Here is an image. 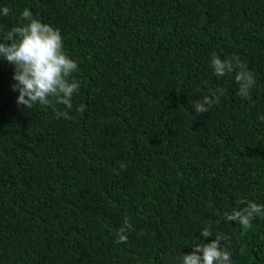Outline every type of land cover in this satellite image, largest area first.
<instances>
[{
  "label": "trees",
  "instance_id": "1",
  "mask_svg": "<svg viewBox=\"0 0 264 264\" xmlns=\"http://www.w3.org/2000/svg\"><path fill=\"white\" fill-rule=\"evenodd\" d=\"M4 7L0 42L28 9L59 29L81 87L71 119L54 99L24 108L0 60V264H181L214 239L201 237L208 225L230 237L233 264H264V213L247 231L223 219L241 198L264 204V0ZM213 52L254 72L250 98L234 74L214 75ZM217 87L220 103L196 114ZM125 216L135 230L117 244Z\"/></svg>",
  "mask_w": 264,
  "mask_h": 264
},
{
  "label": "clouds",
  "instance_id": "2",
  "mask_svg": "<svg viewBox=\"0 0 264 264\" xmlns=\"http://www.w3.org/2000/svg\"><path fill=\"white\" fill-rule=\"evenodd\" d=\"M9 13L7 7L0 9V15L7 16ZM22 18L28 23L12 27L0 42V60L14 67L12 78L16 83L12 85V90L19 93L16 103L24 108H32L37 104L48 107L54 99L56 104L65 106L64 111H56L57 118L71 119L69 112L73 109V97L81 87L80 82L73 78V74L79 71V61L65 51L59 29L33 18L28 9L24 10ZM210 66L217 77L234 74L239 86L237 95L250 98V92L256 85L255 74L238 55L221 58L213 52ZM225 92L226 89L222 87L212 89L209 95L193 101L192 108L196 114L207 113L211 106L220 103ZM84 109V105H79L76 111L82 112ZM259 119L264 121V116ZM119 167L123 170L126 165L121 162ZM261 213H264V204L241 198L237 201V207L223 213V219L234 221L247 231L251 229L255 217ZM134 230L130 217L125 216L123 225L116 230V243H126V233ZM200 233L203 238L214 239L210 243L201 242L190 253L183 254L180 257L181 264H233V254L225 243L229 241V236L221 233L214 235L211 225L204 227Z\"/></svg>",
  "mask_w": 264,
  "mask_h": 264
}]
</instances>
